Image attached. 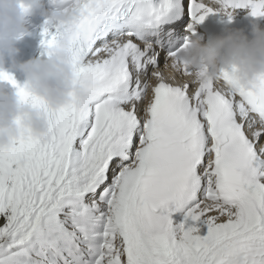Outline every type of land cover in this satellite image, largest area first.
<instances>
[{"label":"snow or ice","instance_id":"1","mask_svg":"<svg viewBox=\"0 0 264 264\" xmlns=\"http://www.w3.org/2000/svg\"><path fill=\"white\" fill-rule=\"evenodd\" d=\"M219 9L261 18L264 0H83L70 35L87 99L59 110L0 73L50 124L0 150V264H264V78L157 71L183 63L186 19L195 34ZM66 31L45 26L48 55Z\"/></svg>","mask_w":264,"mask_h":264},{"label":"clouds","instance_id":"2","mask_svg":"<svg viewBox=\"0 0 264 264\" xmlns=\"http://www.w3.org/2000/svg\"><path fill=\"white\" fill-rule=\"evenodd\" d=\"M43 6V0H0V73L10 74L11 58V69L24 74L27 91L40 98L47 109L59 110L87 99L72 60L70 35L80 19L83 0H68L66 6L45 13L47 25L68 30L51 55L18 62L17 45L29 34L27 17ZM219 12L228 15L222 9ZM178 56L182 64L170 57L163 68L157 69L160 79L187 66L191 72L186 78L193 83L202 79L222 80L227 73L226 87L248 88L264 78V26L254 23L251 36L241 29L229 28L207 42L199 36L190 38ZM5 82L0 79V150L10 148L24 134L46 137L50 130L48 110L22 101L17 91L8 90Z\"/></svg>","mask_w":264,"mask_h":264},{"label":"bare ground","instance_id":"3","mask_svg":"<svg viewBox=\"0 0 264 264\" xmlns=\"http://www.w3.org/2000/svg\"><path fill=\"white\" fill-rule=\"evenodd\" d=\"M45 26L49 27L50 32L54 33L56 31V28L50 25H46V15H44L41 19V27L37 34L38 40H35L36 35H30L20 42L19 47H18L20 49V53H19V57L16 58L18 62H26L34 58H40L43 55L45 51V46L42 43L44 39V36L42 35V33H43ZM17 72L19 74L21 84L24 85V82H25L24 74L18 70Z\"/></svg>","mask_w":264,"mask_h":264},{"label":"rangeland","instance_id":"4","mask_svg":"<svg viewBox=\"0 0 264 264\" xmlns=\"http://www.w3.org/2000/svg\"><path fill=\"white\" fill-rule=\"evenodd\" d=\"M35 40H36V38H35ZM19 56V55H18Z\"/></svg>","mask_w":264,"mask_h":264}]
</instances>
